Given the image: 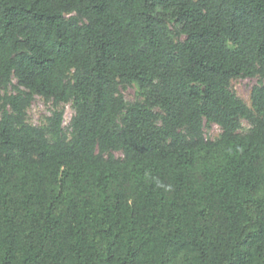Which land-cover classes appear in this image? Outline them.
Segmentation results:
<instances>
[{"label":"trees","instance_id":"16d2710c","mask_svg":"<svg viewBox=\"0 0 264 264\" xmlns=\"http://www.w3.org/2000/svg\"><path fill=\"white\" fill-rule=\"evenodd\" d=\"M253 77L264 0H0V264H264Z\"/></svg>","mask_w":264,"mask_h":264},{"label":"rangeland","instance_id":"374dc122","mask_svg":"<svg viewBox=\"0 0 264 264\" xmlns=\"http://www.w3.org/2000/svg\"><path fill=\"white\" fill-rule=\"evenodd\" d=\"M261 81L264 84V79L259 77L253 78H240L231 81L232 91L241 98L248 105L251 104L250 93L253 86L259 84ZM13 83L16 84V80L13 79ZM13 91V88L10 89ZM120 93L123 95L126 101L133 102L136 100H142L143 96L141 91L135 85H121L119 87ZM54 110L62 111V127L68 129L70 120L74 115V109L71 102L60 103L55 105L52 100H45L39 95H34L30 102L29 107L26 110V120L28 123L35 126H43L47 124V118L52 115ZM250 127L249 123L245 120L242 121L241 131H246ZM220 133V128L216 124H211L204 128V134L206 138L214 139ZM119 156V153H115Z\"/></svg>","mask_w":264,"mask_h":264}]
</instances>
